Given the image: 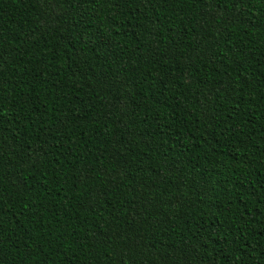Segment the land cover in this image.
Returning <instances> with one entry per match:
<instances>
[{"label": "trees", "instance_id": "16d2710c", "mask_svg": "<svg viewBox=\"0 0 264 264\" xmlns=\"http://www.w3.org/2000/svg\"><path fill=\"white\" fill-rule=\"evenodd\" d=\"M0 264H264V0H0Z\"/></svg>", "mask_w": 264, "mask_h": 264}]
</instances>
